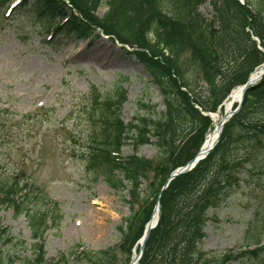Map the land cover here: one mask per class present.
<instances>
[{"label": "trees", "instance_id": "16d2710c", "mask_svg": "<svg viewBox=\"0 0 264 264\" xmlns=\"http://www.w3.org/2000/svg\"><path fill=\"white\" fill-rule=\"evenodd\" d=\"M104 1L109 11L100 18L97 11ZM243 1L209 0L210 20L196 9L184 22L159 9L157 0L36 1L45 6L42 15L58 19L51 25L55 32L67 29L72 37L87 40L99 36L96 32L100 31L124 49H131L126 52L135 55L149 73L165 108L157 111V117L136 115L125 123L121 112L127 93L123 87L98 103L101 131L93 135L82 157L86 164L102 171L112 188L129 190L130 206L142 202V211L135 219L126 220V231L119 228L122 239L118 248L84 251L81 259L70 252L53 264H115L119 252L130 264L158 201L159 223L149 236L139 264H220L234 257L227 253L222 259L217 254L208 258L199 246L206 237L209 212L229 197L231 167L244 164L251 170L262 169L264 158L257 153L264 137V78L246 92L240 112L224 126L219 144L207 158L163 188L171 174L200 151L213 128L206 113L216 112L231 91L244 85L249 74L264 64V0ZM191 30L195 34L193 45ZM190 50L189 59H180ZM208 71H213L220 82L206 92L199 84ZM142 108L149 109L146 105ZM150 144L158 150L154 160L138 155L141 147ZM127 146L134 153L125 157L123 148ZM34 195L35 190L16 176L0 183V204L25 215L32 229L36 257L27 264H45L48 223L47 217L42 218L33 208ZM251 236L241 246L244 251L237 255L239 258L253 260L264 251L262 239ZM1 240L11 242L5 229H0ZM1 256L0 249L3 264Z\"/></svg>", "mask_w": 264, "mask_h": 264}, {"label": "rangeland", "instance_id": "374dc122", "mask_svg": "<svg viewBox=\"0 0 264 264\" xmlns=\"http://www.w3.org/2000/svg\"><path fill=\"white\" fill-rule=\"evenodd\" d=\"M36 1L0 0V110L7 111L0 112V183L16 176L35 190L32 206L48 223L45 264H53L70 252L81 259L84 251L118 248L119 228L126 231V220L142 211V202L130 206L129 190L112 188L102 171L82 157L93 135L101 131L98 103L123 87L125 123L136 115L157 117V111L165 108L162 95L135 55L100 31L88 40L72 37L67 29L55 32L51 25L58 19L42 15L45 6ZM157 5L182 22L196 9L207 20L212 17L209 0H157ZM108 11L104 1L97 15L103 18ZM189 34L193 45L195 34L192 30ZM95 47L109 53L103 65L87 58ZM191 53L185 52L180 59H189ZM212 72L203 75L199 84L206 92L219 86ZM226 102L211 116L220 121ZM261 142L260 159L264 158V137ZM157 151L150 144L141 147L138 155L154 160ZM133 153L132 147L123 148L125 157ZM263 165L257 170L244 164L231 167L229 197L209 212L206 237L199 246L208 258L217 254L222 259L231 253L234 257L220 264H264V251L253 260L237 256L248 236L261 238L264 246ZM0 229L11 238L9 243L0 241L3 264L35 259L36 241L25 215L0 204ZM126 262L127 256L119 252L115 264Z\"/></svg>", "mask_w": 264, "mask_h": 264}, {"label": "water", "instance_id": "95a60500", "mask_svg": "<svg viewBox=\"0 0 264 264\" xmlns=\"http://www.w3.org/2000/svg\"><path fill=\"white\" fill-rule=\"evenodd\" d=\"M264 77V67H260L255 69L249 76L247 83L242 87V96L240 99V102L238 104V107L236 110L234 111H230V112H226L225 115L223 116V118L221 119V121L218 123V125L216 126V129H218V135H217V139L216 141L212 144V145H207V141L204 144V146L202 147V149L199 151V153L197 154V156L190 161L185 167H182L178 170H176L170 177V179L168 180V183L165 185L164 189H166L169 185V183L177 178L180 175H183L185 173L190 172L192 169H194L196 167V165L202 161L203 159H205L207 157V155L210 154V152L217 146V144L219 143L220 140V136L222 134V129L223 126L236 114H238L242 108V104L244 101V97H245V93L253 86L257 85L258 82ZM213 133H211V135H213ZM157 212H159V205H157L156 209ZM158 221H159V217L157 218V220L155 222H153L152 220L148 223L146 230H145V234L143 239L141 240V249L139 254H137L132 263L131 264H138L139 261L142 258V254L144 251V247L145 244L149 238V235L151 233V231L153 229H155L158 225Z\"/></svg>", "mask_w": 264, "mask_h": 264}, {"label": "bare ground", "instance_id": "6f19581e", "mask_svg": "<svg viewBox=\"0 0 264 264\" xmlns=\"http://www.w3.org/2000/svg\"><path fill=\"white\" fill-rule=\"evenodd\" d=\"M109 57V53L105 52L102 48L100 49V47H95L93 50H91L89 53H87V58L94 61H97L98 63H100L101 65L104 64V62L107 60V58ZM114 59H116V56L114 57ZM112 62V61H111ZM242 87L243 86H239L237 88H235L229 99L226 102V111L230 112L231 110H233L234 106L237 105L241 99L242 96ZM214 119V128L213 130L210 132V134L208 135L207 138V145H212L216 139H217V135H218V129H216V126L219 123V120L213 116ZM213 135H211V133H213ZM158 217V212L156 211L153 215V221L155 222L157 220Z\"/></svg>", "mask_w": 264, "mask_h": 264}]
</instances>
